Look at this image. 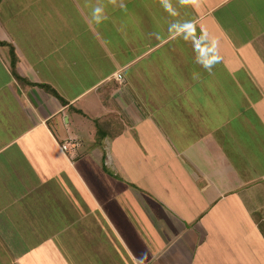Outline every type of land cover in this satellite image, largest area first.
<instances>
[{
    "label": "crops",
    "instance_id": "0c3cea01",
    "mask_svg": "<svg viewBox=\"0 0 264 264\" xmlns=\"http://www.w3.org/2000/svg\"><path fill=\"white\" fill-rule=\"evenodd\" d=\"M0 42V264H264V0H0Z\"/></svg>",
    "mask_w": 264,
    "mask_h": 264
},
{
    "label": "trees",
    "instance_id": "16d2710c",
    "mask_svg": "<svg viewBox=\"0 0 264 264\" xmlns=\"http://www.w3.org/2000/svg\"><path fill=\"white\" fill-rule=\"evenodd\" d=\"M0 45H3V43L0 42ZM15 61H16L15 54L13 52V49L10 47V63H11L12 69H14Z\"/></svg>",
    "mask_w": 264,
    "mask_h": 264
},
{
    "label": "built area",
    "instance_id": "2783aa9c",
    "mask_svg": "<svg viewBox=\"0 0 264 264\" xmlns=\"http://www.w3.org/2000/svg\"><path fill=\"white\" fill-rule=\"evenodd\" d=\"M116 79H120V75L119 74L116 76ZM62 148L65 149V146H63Z\"/></svg>",
    "mask_w": 264,
    "mask_h": 264
}]
</instances>
